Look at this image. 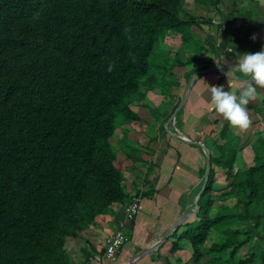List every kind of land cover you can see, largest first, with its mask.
<instances>
[{"label": "trees", "instance_id": "1", "mask_svg": "<svg viewBox=\"0 0 264 264\" xmlns=\"http://www.w3.org/2000/svg\"><path fill=\"white\" fill-rule=\"evenodd\" d=\"M183 3L0 0V264H72L66 239L125 203L110 140L116 120L139 119L129 106L158 70L196 63H171L163 51L167 35L186 50L194 43ZM254 110L264 123V102ZM255 137L235 170L243 148L222 125L195 219L166 238L171 253L183 244L191 264H264V126ZM214 165L232 206L213 195Z\"/></svg>", "mask_w": 264, "mask_h": 264}, {"label": "crops", "instance_id": "2", "mask_svg": "<svg viewBox=\"0 0 264 264\" xmlns=\"http://www.w3.org/2000/svg\"><path fill=\"white\" fill-rule=\"evenodd\" d=\"M183 11L191 18L188 32L194 43L186 50L179 36L167 35L162 39L163 51L171 63L178 60L184 64L188 56L197 61L194 65L175 66L170 71L158 70L156 84L141 89L144 99L130 104L139 119L123 125L126 132L120 148L131 150L122 149L123 154L120 153L119 159L116 157L115 160L124 178L127 199L123 204L113 203L108 214L96 219L76 238L66 239L65 249L72 264H97L93 260L97 256L101 258L100 264H127L138 252L159 242L156 250L132 264H191L189 245L181 244L171 253L174 238L162 242L173 222L194 207L200 173L206 164L203 150L184 139L200 142L206 147L201 137L204 136L203 123L206 119L210 121V116H215L219 136L227 121L223 122L221 114L210 107L208 89L223 85L224 90H239L245 86V78H236L234 73L226 76L227 72L197 77L187 101L175 118L165 125L167 130L173 125L176 134L165 132L163 128L175 105L165 100V94H177L184 84L187 88L194 70L216 65L231 66L237 53L259 51L264 46V0H184ZM257 93L246 105L249 117L246 127L231 126L227 122L230 131L240 138V147L243 148L237 158L242 156L247 161L251 159V146L243 140L246 141L249 131L256 139V133L264 126L254 110L257 104L264 102V87L257 86ZM145 124L155 127L152 135L147 133L148 142L151 141L148 146H145V139L139 138L147 130ZM134 201L137 212L129 219L126 207ZM168 206L173 210L165 211ZM194 219L195 216L190 215L185 222ZM120 227L126 241L117 250L115 260L109 261L105 257L106 246Z\"/></svg>", "mask_w": 264, "mask_h": 264}, {"label": "clouds", "instance_id": "3", "mask_svg": "<svg viewBox=\"0 0 264 264\" xmlns=\"http://www.w3.org/2000/svg\"><path fill=\"white\" fill-rule=\"evenodd\" d=\"M237 54L229 69L231 73L227 71L226 76L234 73L236 78H245V86L239 90H224L223 85H217L208 92L210 107L216 113L221 114L231 126L246 127L249 123L246 105L257 96V86L264 87V46L256 52Z\"/></svg>", "mask_w": 264, "mask_h": 264}, {"label": "rangeland", "instance_id": "4", "mask_svg": "<svg viewBox=\"0 0 264 264\" xmlns=\"http://www.w3.org/2000/svg\"><path fill=\"white\" fill-rule=\"evenodd\" d=\"M189 33V32H188ZM185 88H186V84H184L183 85V88H182V90L181 91H179V92H177V94H172V92L171 93H167V94H165V100L166 101H170L169 103L170 104H174L175 103V105L178 103V100H179V97L181 98V96H183V93H184V91H185ZM142 90H144V87L143 88H141ZM168 92V91H167ZM171 95H174L173 97L171 96ZM178 95H181V96H178ZM171 96V97H170ZM148 102H150V101H148ZM174 105V106H175ZM214 118H215V116H210V121H208L207 119H206V123L204 122L203 123V134H204V136H202L201 138H203L204 140H205V142H206V149L208 150V151H210V153L211 154H213V156H218L219 155V152L217 151V148H216V143H217V139H218V130H217V128L215 127L216 125V123H215V121L216 120H214ZM221 117L219 116V119H220ZM219 119H217V122L219 121ZM221 120L223 121V122H226V120H224L223 118H221ZM162 122H164V121H162ZM167 122V121H166ZM166 122H165V124L163 125V128L165 129V125H166ZM119 123V124H118ZM126 124V122H124V121H120V122H118L117 120H116V123H115V125L117 126L118 125V127H117V131H115V134H114V136H113V138H112V140H111V144H112V147H113V149H114V151H115V153H116V157H118V159H119V157H120V153H122L123 154V150H125V151H127L128 152V150H131V149H125V148H120V147H122V145H123V140H124V133L126 132L125 130H124V128H123V125H125ZM157 124H158V121H157V123H155V126H157ZM145 126H146V131L145 132H143V136H139V138H141V139H145V146H148L149 144H150V142H148V136H147V133H148V135H152L153 133H152V130L155 128V127H152V125H147V124H145ZM174 132L173 131V125H172V127L171 126H169L168 127V130L167 129H165V132ZM175 133V132H174ZM176 134V133H175ZM147 136V137H146ZM168 136V135H167ZM126 137H127V135H126ZM247 139H246V141L245 140H243V142H245V143H248V144H250V146L255 142V139H254V135L252 134V132L251 131H249V132H247ZM220 142V141H219ZM218 142V143H219ZM243 145V144H242ZM241 146V145H240ZM120 148V149H119ZM123 149V150H122ZM145 149V148H144ZM145 150H147V149H145ZM145 150H143V151H145ZM121 154V155H122ZM148 154V153H147ZM204 158H205V160H206V157H205V154H204ZM247 164V159L245 160L242 156L241 157H239V158H237V160H236V163H235V170H242V169H244V167H245V165ZM120 165V164H119ZM122 165H124L123 164V162H122ZM214 168H215V170H216V173H215V175H214V188H215V192L213 193V195H217L218 197H219V199H220V201H221V199H225L226 201H224L226 204H228V205H230V206H232L233 204H234V202H235V200L233 199V198H225L224 197V193L227 191V187H226V185H227V183L229 182V180H227L226 178H225V175H224V173L222 172V171H220V169L218 168V169H216L217 167L214 165ZM203 170L205 171V166H204V168H203ZM203 176H204V173H203V171H202V173H200V183H199V185H198V188H197V190L199 191L200 189H201V187H202V184H203ZM220 201H215V204L218 206L221 202ZM192 209H194V207L192 208ZM165 211H172L173 210V207L172 206H168V207H166L165 209H164ZM215 237H216V234H215V232H211V237H210V239L209 240H207L204 244H203V246H202V249H203V251L205 252V258L202 260V261H206V259H208L209 258V256H208V253H206L207 252V250L209 249V247H210V245H211V243L213 242V240L215 239ZM262 245L264 246V243H262ZM248 249L246 250V249H244V251H243V253H245V254H248Z\"/></svg>", "mask_w": 264, "mask_h": 264}, {"label": "water", "instance_id": "5", "mask_svg": "<svg viewBox=\"0 0 264 264\" xmlns=\"http://www.w3.org/2000/svg\"><path fill=\"white\" fill-rule=\"evenodd\" d=\"M231 66L228 65H216V66H212V67H208L202 70H198L196 72H194L191 77L190 80L187 84V88L185 91L184 96L182 97V99L180 100V102L178 103L177 107L175 108V110L173 111V113L171 114L170 118L167 120L166 124L168 125L177 115V113L179 112V110L183 107V105L185 104V102L188 99V96L191 92L192 86L194 84V81L197 77L201 76V75H205V74H224L225 72L229 71ZM184 141H186L189 144L192 145H196L199 148H201L205 154L206 157V164H205V171H204V176H203V184L201 189L198 191L196 199L194 201V209L190 210V211H185L181 216H179V218H177L175 220V222H173V224L168 228L167 233L165 234V236L162 238V242L166 240V238H168L170 235H172V233L180 226L182 225L188 218L190 215L195 214L198 211V200L201 196V194L204 191L205 188V184L208 180V175H209V169H210V152L206 149V147L201 144L200 142H195V141H191V140H186L184 139ZM160 245V242L149 247L146 248L140 252H138L135 256H133V258L127 263V264H132L134 261L138 260L139 258L144 257L145 255L153 252L154 250H156Z\"/></svg>", "mask_w": 264, "mask_h": 264}, {"label": "built area", "instance_id": "6", "mask_svg": "<svg viewBox=\"0 0 264 264\" xmlns=\"http://www.w3.org/2000/svg\"><path fill=\"white\" fill-rule=\"evenodd\" d=\"M126 210L128 212L129 219L130 218L132 219L137 212L136 202L134 201V202H131L130 205H127ZM125 241H126L125 236L120 227L108 241V244L105 250L106 259H108L109 261L115 260V255H116L117 250L120 249L124 245ZM93 260L97 264L101 263V258L98 256L95 257Z\"/></svg>", "mask_w": 264, "mask_h": 264}]
</instances>
